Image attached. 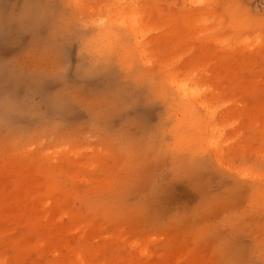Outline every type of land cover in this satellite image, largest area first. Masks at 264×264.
I'll list each match as a JSON object with an SVG mask.
<instances>
[{"label":"rangeland","instance_id":"rangeland-1","mask_svg":"<svg viewBox=\"0 0 264 264\" xmlns=\"http://www.w3.org/2000/svg\"><path fill=\"white\" fill-rule=\"evenodd\" d=\"M263 155L264 0H0V264H264Z\"/></svg>","mask_w":264,"mask_h":264},{"label":"bare ground","instance_id":"bare-ground-1","mask_svg":"<svg viewBox=\"0 0 264 264\" xmlns=\"http://www.w3.org/2000/svg\"><path fill=\"white\" fill-rule=\"evenodd\" d=\"M72 1V0H71ZM74 2H76V1H78V0H73ZM121 2H122V0H120ZM129 10H130V8H129ZM132 11H134V9L132 10ZM132 11H129V13L131 12L132 13ZM138 11V10H137ZM119 12V11H118ZM134 12H136V11H134ZM133 12V15H136L138 12H136V13H134ZM140 12V11H139ZM143 12V11H142ZM128 13V14H129ZM120 15V14H119ZM119 15H117V17L119 16ZM131 15V14H130ZM138 15H142V16H144L143 14H139L138 13ZM108 16H109V14H108ZM112 16V15H111ZM126 15H124L123 14V17H125ZM128 16V15H127ZM142 16H140V17H142ZM146 16V15H145ZM144 16V17H145ZM196 16V15H195ZM122 16H121V18H123ZM119 18H120V16H119ZM130 18H133L132 17V15H131V17ZM102 19H105V18H102ZM112 19H117L116 18V15H115V18H112ZM143 19V18H142ZM108 20H110V19H108ZM123 20V19H122ZM113 22H114V20H112ZM138 21V20H137ZM117 22H120V19L117 21ZM146 22V21H145ZM108 24V23H107ZM120 24V23H119ZM139 24V22L137 23V22H131V25H129L130 26V28H128L129 29V31L132 33V35L134 36V38L132 39V40H135V42L137 43V44H139V40H138V38H139V36H141L142 34V31H143V29H142V23H140V25H138ZM148 24H149V22H148ZM121 25V24H120ZM110 26V25H109ZM148 26L149 25H147L146 27L148 28ZM111 28H113V27H111ZM119 28H120V26H119ZM124 29V28H123ZM123 32V31H122ZM125 32V31H124ZM141 34V35H140ZM106 36H108V34H106ZM126 37H127V35H125ZM123 37V36H122ZM131 37V36H130ZM111 38V37H110ZM125 38V37H124ZM141 38V37H140ZM103 39V38H102ZM106 39H108L107 37H106ZM136 40H138V41H136ZM97 41V40H96ZM110 40H108V42H109ZM135 42L133 41V44H135ZM109 45V44H108ZM139 51V50H138ZM138 51H137V54H139L138 53ZM142 55V54H141ZM140 56V55H139ZM145 57V56H144ZM140 61H142L141 59H139ZM188 75V74H187ZM168 76V75H167ZM172 76V75H171ZM170 76V77H171ZM189 76V75H188ZM175 77H177V75L175 76ZM179 77V76H178ZM182 77H184V76H182ZM176 79V78H175ZM170 80V79H169ZM186 80V79H185ZM176 81V80H175ZM170 82V81H169ZM177 82H178V80H177ZM181 82V81H180ZM180 82H178V83H173L174 85L176 84V86H177V84H178V86H179V84H181ZM168 83V82H167ZM189 83V82H188ZM192 83V82H191ZM169 84V83H168ZM172 84V85H173ZM183 84V83H182ZM181 84V85H182ZM181 85L179 86V87H181ZM187 85V84H186ZM187 88H189L188 86H187ZM193 88H189V90L186 92V91H184L183 92V94L185 95V94H188L189 95V93L192 95V97L193 98H191L190 100H188V101H184V100H179V101H177V105L179 106V111L181 112V114H182V118L178 121V124H177V128H182L183 129V131L180 133L181 135L178 137V140H177V144L178 145H180L181 147H182V145L183 146H186V145H189V144H192V143H196V142H198V141H205L206 142V145L207 146H209L210 148L209 149H211V148H215V147H217L216 146V141L215 140H217V138H218V136L220 135V130L219 129H217V127L215 126L214 128H212L211 129V127L207 124V121L209 122V121H211L212 119H213V117H214V115H215V109H213V107L211 106V104L209 103V101H207L206 99H202V98H198V97H200V93L198 94L196 91L195 92H193V90H192ZM200 89H202V90H199V91H201V92H204L203 91V89L204 88H200ZM175 90V89H174ZM191 90V92H189ZM196 90V89H195ZM198 91V90H197ZM166 92V91H165ZM176 92H177V90H176ZM178 93V92H177ZM164 94H166V93H164ZM196 95V96H194V95ZM197 95H199L198 97H197ZM181 97H184V96H181ZM203 97V96H202ZM204 97H208V96H205L204 95ZM185 98V97H184ZM186 98H187V96H186ZM210 99V98H209ZM198 107H200L201 109H203L206 113H204V116H202V115H200V114H198V112H197V108ZM206 124V125H205ZM208 128V132L210 133V136L212 137L213 136V139H214V141H212L211 139H210V136L209 137H207V135L204 133L205 132V128ZM198 149V148H197ZM212 150V149H211ZM210 150V151H211ZM215 150H216V148H215ZM214 150V151H215ZM216 155V154H215ZM218 155V154H217ZM260 155H262V154H260ZM264 156V155H263ZM262 156V157H263ZM261 158V157H260ZM253 161V160H252ZM261 166V165H260ZM259 171H261V170H259ZM258 175V177H259V175L260 174H257ZM261 177V176H260ZM263 177V180H264V175L262 176ZM259 179H261V178H259ZM263 180H261V181H263ZM260 182V181H259ZM263 185H264V183H263ZM262 187V186H261ZM264 189V188H263ZM260 191H263V190H260ZM259 191V192H260ZM263 196V195H262ZM260 199V198H259ZM261 200V199H260ZM262 200H264V199H262ZM261 200V201H262ZM260 201V202H261ZM264 204V203H263Z\"/></svg>","mask_w":264,"mask_h":264}]
</instances>
